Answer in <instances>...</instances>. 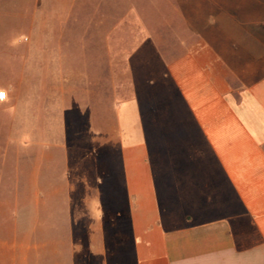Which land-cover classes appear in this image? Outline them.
Returning <instances> with one entry per match:
<instances>
[{"label": "crops", "instance_id": "1", "mask_svg": "<svg viewBox=\"0 0 264 264\" xmlns=\"http://www.w3.org/2000/svg\"><path fill=\"white\" fill-rule=\"evenodd\" d=\"M76 10L73 1L63 7L62 38L50 46L61 47L62 78L84 83L71 90L63 82L50 94L62 95L58 107L64 113L76 95L68 110H76L77 119L63 122H87L100 174L109 147L110 190L122 198L120 215L129 227L123 253L131 264H264V0L178 5L184 32L177 34L172 56L143 26L144 39L126 60L132 96L122 101L115 87L117 19L108 27L95 23L88 39L102 52L94 78L68 65V56L85 45L70 38ZM103 79L110 80L109 90H103ZM35 123L15 122L18 142L52 143L54 127L43 135ZM50 147L42 155L49 160L45 181L43 172L34 174L33 203L23 202L21 193L0 195V264L84 259V247L75 241L73 200L58 197L72 189L70 179L59 172L62 164L52 172ZM102 235L100 229L88 231L89 255L105 254Z\"/></svg>", "mask_w": 264, "mask_h": 264}, {"label": "rangeland", "instance_id": "2", "mask_svg": "<svg viewBox=\"0 0 264 264\" xmlns=\"http://www.w3.org/2000/svg\"><path fill=\"white\" fill-rule=\"evenodd\" d=\"M72 1L77 14L74 15L75 27H71L74 31L70 38L83 41L85 45L72 48L75 54L68 56V65L73 71L94 77L103 63V59L98 60L102 52L88 39L94 38L95 23L106 22L108 27L111 18L117 19L119 30L113 46L117 59L115 87L117 98L122 101L132 96L126 60L144 39L143 26L149 28L155 42L161 43L163 54L172 56L176 36L184 32L177 8L178 5L189 6L190 0H179L178 4L177 0H0V93L6 94V99L0 100V195L8 199L21 193L23 202L33 203L37 199L34 174L43 172L40 180L45 181L49 160L42 155L52 146L49 148L54 155L52 172L57 173L56 166L62 164L59 172L69 176L72 186L58 197L73 200L70 213L78 234L75 241L85 250L84 259L79 262L131 264L129 255L123 253L129 246V227L120 215L118 203L122 198L117 196L119 192L116 194L110 190L109 147L103 149L101 163L104 168L100 174L94 169L92 132L87 128V122H68V126L63 122L68 117L77 119L76 110H68L76 105V101H72L76 95L70 96L71 104L65 106L64 113L58 107L62 95L50 94L51 88L60 87L63 82L69 84L71 90H77L84 83L83 80L62 78L61 47L50 46L51 42L62 38V10ZM97 9L107 14H96ZM81 25L85 27L84 31L79 27ZM101 50L105 52V48ZM85 82L90 84L88 80ZM101 86L103 90H109L110 80L103 79ZM19 90H22L21 94ZM51 104L54 109L45 111ZM16 107H22V110L16 113ZM24 116L26 120L21 121ZM15 122H38L35 128L43 135L48 127L53 126L55 140L52 143H20ZM42 122H48V125ZM66 135L68 139L64 137L59 141ZM16 184L21 185V192L15 191ZM27 209L30 204L23 208ZM90 229H100L103 234L100 242L105 254L99 258L88 254L87 234Z\"/></svg>", "mask_w": 264, "mask_h": 264}, {"label": "built area", "instance_id": "3", "mask_svg": "<svg viewBox=\"0 0 264 264\" xmlns=\"http://www.w3.org/2000/svg\"><path fill=\"white\" fill-rule=\"evenodd\" d=\"M5 95H6V94H5V93H3V97H2V98H0V100H4V99H6V98H5Z\"/></svg>", "mask_w": 264, "mask_h": 264}, {"label": "snow or ice", "instance_id": "4", "mask_svg": "<svg viewBox=\"0 0 264 264\" xmlns=\"http://www.w3.org/2000/svg\"><path fill=\"white\" fill-rule=\"evenodd\" d=\"M3 97V93H0V98H2Z\"/></svg>", "mask_w": 264, "mask_h": 264}]
</instances>
